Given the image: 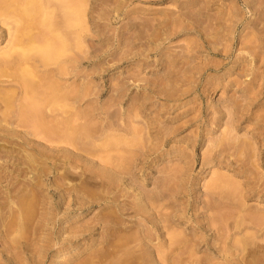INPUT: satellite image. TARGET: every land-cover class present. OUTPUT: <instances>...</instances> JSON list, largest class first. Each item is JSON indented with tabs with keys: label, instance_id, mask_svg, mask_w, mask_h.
<instances>
[{
	"label": "rangeland",
	"instance_id": "374dc122",
	"mask_svg": "<svg viewBox=\"0 0 264 264\" xmlns=\"http://www.w3.org/2000/svg\"><path fill=\"white\" fill-rule=\"evenodd\" d=\"M0 9V264H264V0Z\"/></svg>",
	"mask_w": 264,
	"mask_h": 264
},
{
	"label": "bare ground",
	"instance_id": "6f19581e",
	"mask_svg": "<svg viewBox=\"0 0 264 264\" xmlns=\"http://www.w3.org/2000/svg\"><path fill=\"white\" fill-rule=\"evenodd\" d=\"M3 1H4V0H0V2H1L2 4H3ZM4 4H5V3H4ZM28 6H29V5H28ZM30 6H31V3H30ZM33 6H35V5H33ZM3 7H4V5H3ZM5 7L7 8V7H9V6H5ZM9 8H10V7H9ZM31 8H32V6H31ZM31 8H29L28 10H30ZM34 8H35V7H34ZM82 8H83V7H82ZM3 9L6 10L5 12H7V9H5V8H3ZM3 9H0V10L2 11ZM26 9H27V8H26ZM80 9H81V8H80ZM4 10H3V11H4ZM8 10H9V9H8ZM17 10H18V9H17ZM19 10H20V9H19ZM22 10H23V9H22ZM76 10H78V9H76ZM3 11H2V13H3ZM20 11H21V10H20ZM26 11H27V10H26ZM26 11H25V12H26ZM32 11H34V10H31V12L29 11V13L26 12L25 15L23 14V12H24V11H23V12H22L23 15L21 14L23 17L26 16V15L28 16V20H29V21H26V23H25V20L27 19V18H26L27 16L24 17V20H23L22 18H21V19H22V20L24 21V23H25V25H24L25 28H28V29L30 28V30H31V27H32V25H33L32 22L35 21V19H36V18L34 19L33 16H31V15H34ZM5 12H4V14H6ZM72 12H73L74 15H75V12H76V11H73V10H72ZM77 12H78V11H77ZM30 13H31V14H30ZM0 14H1V12H0ZM77 14H78V13H77ZM29 15H30V17H32V18H30ZM78 15H79V14H78ZM3 16H4V15H3ZM5 16H6V15H5ZM71 16H72V15H71ZM81 16H82V15H80V17H81ZM6 17H7V16H6ZM7 18H8V17H7ZM29 18H30V19H29ZM47 18H48V17H47ZM82 18H83V17H82ZM82 18H81V19H82ZM4 19H5V17H4ZM31 19H34V20H33V21H30ZM48 19H49V18H48ZM48 19H47V22L49 23V22H50V21H49L50 19H49V20H48ZM67 19H68V18H67ZM81 19H80V22H81ZM75 20H76V18H75ZM78 20H79V19H78ZM78 20H77V21H78ZM168 20H169V19H168ZM2 21H4V20H2ZM19 21H21V20H19ZM44 21H45V19L43 20V22H44ZM70 21H71V20H70ZM4 22H6V21H4ZM72 22H73V21H72ZM19 23H20V22H19ZM45 23H46V22H45ZM48 23H47V24H48ZM81 23H83V22H81ZM43 24H44V23H43ZM72 24L74 25V23H72ZM19 26H20V24H19ZM19 26H18V27H19ZM30 26H31V27H30ZM165 26H166V25H165ZM22 27H23V26H22ZM25 28H24V31H26L25 33H24V31H20V32H23L22 34H24V36H21V37H20V40H18V39H19V38H18L19 35H18V37H17V38H18V39H17V42H19V43H20L22 37H23V39H24V37H25V39H26V37H27V39H28V38H30V39L33 38V37H32V38L30 37V36H33V33H32V35H30V34H31L30 30H29V33H28V32H27L28 29L25 30ZM33 28H35V27H33ZM22 29H23V28H22ZM19 30H20V28H19ZM52 33H55V31H54V32L52 31ZM52 33H51V35H52ZM58 33H59V32H58ZM63 33H64V32H63ZM25 34H26V35H25ZM20 35H21V33H20ZM27 35H28V36H27ZM51 35H50V36H51ZM58 35L60 36L61 34H57V36H58ZM65 35H67V34L65 33ZM48 36H49V34H48ZM57 36H56V37H57ZM59 36H58V38H59ZM61 36L65 37L64 35H61ZM67 36H68V35H67ZM52 37H53V36H52ZM56 37H55V38H56ZM63 37H61V38H63ZM49 38H50V37H49ZM61 38H59V40H57L55 43L58 44V41H61V40H62ZM67 38H68V37H67ZM45 39H46V37L44 38V40H45ZM47 39H48V38H47ZM51 39H52V38H51ZM60 39H61V40H60ZM48 40H49V39H48ZM28 41H29V40H28ZM31 41H33V40H30V42H31ZM46 41H47V40H46ZM49 41H50V40H49ZM49 41L45 42V43H44L45 45H44V44H40V46H41V45H44V46H45V48H43V51H44V54H43V57H44V58H43V59L45 60V57H46V62L48 61V58H47V57H48L49 54L52 55V54L54 53L53 55H54L55 57L58 56V55H61V54H58V53H60V51H59L58 49H59V47L61 48V47L63 46V45L60 44V42H59V45H62V46H59V47L57 46V48H58L57 50H58V51L56 52V50H55L56 47H54V44H55V43H53L55 40H51V41H50L51 43H53L52 45H51V43H49ZM63 41H65V39H64ZM25 42H26V41H25ZM46 43H47V44H46ZM63 43H64V42H63ZM14 44H15V43H14ZM22 44H24L25 46H26V45H27V46L29 45L28 43H24V42H23ZM56 44H55V45H56ZM66 44H68V42H67ZM19 45H20V44H19ZM24 45H23V46H24ZM46 45H48V46H49V45L53 46L55 52L53 51V49H52L51 46H49V47L47 46V47H48V48H47ZM64 45H65V44H64ZM13 46H15V45H13ZM20 46H21V45H20ZM65 47H67V46L65 45V46L63 47L62 51L67 49V48H65ZM13 48H14V47H13ZM18 48H19V47H18ZM20 48H22V47H20ZM24 48H25V47H24ZM28 48H29V52H26L27 50H24V51L21 50V51H23V52H21V53H20V50H15V51H17V52H18L19 54H21V55H22V54L25 55V54H28V53L33 54L34 52H33V49H32V48H34V47H28ZM38 48H39V47H38ZM46 48H47V49L50 48L48 52L46 51ZM213 48H214V47H213ZM22 49H23V48H22ZM31 49H32V51H31ZM215 49H216V47H215ZM36 50H37V49H36ZM36 50H35V52H37ZM50 50H51V51H50ZM45 51H46L47 53H46ZM214 51H215V50H214ZM221 51H222V50H221ZM7 52H8V51H7ZM32 52H33V53H32ZM38 52H39V53H40V52L42 53L41 49L38 50ZM50 52H51V53H50ZM65 52H66V51H65ZM4 53H6V52H4ZM45 53H46V56H45ZM47 54H48V55H47ZM55 54H56V55H55ZM63 54H64V52H63ZM3 55H4V54H3ZM53 55H52V56H53ZM218 55H219V54H218ZM14 56H15V55L12 56V53L9 52V53H7L4 57H2V58H3V61H1V62L3 63V62H4V58H5L6 61H9V63H8V62H7V63L10 64V66H12L10 61L13 60V59L10 60V57H11V58H15V59H17V57H14ZM31 56H32V55H31ZM52 56L49 55V59H50V60H51ZM54 56H53L52 60L54 59ZM25 57H26V55H25ZM25 57H24V58H25ZM27 57L29 58L30 56H27ZM27 57H26V58H27ZM59 57H60V56H59ZM0 58H1V57H0ZM7 58H8V59H7ZM28 58H27V60H29ZM57 59H58V58H57ZM17 60H18V59H17ZM20 60H21V61H23V60L27 61L26 59H23V60L20 59ZM13 61H14V60H13ZM13 61H12V62H13ZM14 62H15V61H14ZM43 62H44V61H43ZM262 62H263V61H262ZM2 63H1L0 66H2ZM5 63H6V62H4L3 65H5L6 67H8V66H7L8 64H5ZM18 63H19V64H18ZM48 63H49V62H48ZM263 63H264V62H263ZM20 64H22V62H17V67H18ZM50 64H54V63H50ZM14 65H15V63L13 64V66H14ZM22 65H23V64H22ZM26 65H27V64H26ZM45 65H46V64H45ZM20 66H21V65H20ZM27 66H28V65H27ZM49 66H50V65H48V67H49ZM208 66H209V65H207L206 68H207ZM217 66H218V65H216V67H217ZM219 66H220V65H219ZM15 67H16V65H15ZM15 67H14V68H15ZM17 67H16V68H17ZM21 67H22V66H21ZM24 67H25V66H24ZM44 67H45V66H44ZM56 67H57V66H56ZM214 67H215V66H214ZM8 68H12V67H8ZM18 68H19V67H18ZM18 68H17V69H18ZM22 68H23V67H22ZM46 68H47V66H46ZM57 68H59V67H57ZM61 68H62V67H61ZM204 68H205V67H204ZM204 68H203V69H204ZM217 68H218V67H217ZM219 68H221V67H219ZM222 68H223V67H222ZM253 68H254V67H253ZM19 69H20V68H19ZM25 69H26V68H25ZM25 69H23V70H25ZM59 70H60V69H59ZM191 70H192V69H191ZM200 70H201V69H200ZM200 70H199V71H200ZM208 70H209V69H208ZM249 70H250V69H249ZM33 71H34V70H33ZM54 71H55V70H54ZM187 71H188V70H187ZM213 71H214V70H213ZM215 71H218V70L216 69ZM25 72H26V71H25ZM61 72H62V71H61ZM64 72H65V71H64ZM199 73H200V72H199ZM199 73H198V74H199ZM26 74L29 75L30 73H26ZM60 74H61V73H60ZM19 75H20V73H19ZM21 75H22V73H21ZM28 75H27V76H28ZM30 75H31V74H30ZM30 75H29V76H30ZM62 75H63V74H62ZM259 75H261V74H259ZM262 75H263V74H262ZM7 76H8V75H7ZM23 76H24V75H23ZM0 77H1V76H0ZM10 77H11V76H10ZM12 77H14V76H12ZM255 77H257V76L255 75ZM7 78H8V77H7ZM20 78H21V77H20ZM26 78H27V77H26ZM30 78H31V77H30ZM200 78H201V77H200ZM23 79H25V78H23ZM23 79H22V80H23ZM260 79H261V76H260ZM29 80H30V79H29ZM8 81H10V80H8ZM11 81H12V80H11ZM26 81H28V80L26 79L25 82H26ZM13 82H14V81H13ZM25 82H23V83H25ZM30 82H31V81H29V83H30ZM32 82H33V81H32ZM32 82H31V83H32ZM11 83H12V82H11ZM26 84H27V83H26ZM34 84H35V82H34ZM21 85H25V84H22V83H21ZM27 85H28V84H27ZM32 85H33V84H32ZM25 86H26V85H25ZM29 86H31V84H30ZM33 86H34V85H33ZM33 86H32V87H33ZM18 87H19V86H18ZM52 88H53V86H52ZM55 88L57 89V86H56ZM55 88L51 89V91H53ZM19 89H20V88H19ZM46 90H47V89H45V92H46ZM48 90H49V89H48ZM47 92H48V91H47ZM47 92H46V93H47ZM59 92L61 93L60 97L63 98L62 95H63L65 92H64V91H59ZM59 92L56 91L55 93H58V94H55V95L58 96V95H59ZM63 92H64V93H63ZM49 93H50V92H49ZM49 93H47V94H49ZM1 95H2V94H0V97H1ZM49 95L51 96V98H52V96H55V95H51V94H49ZM8 96H9V95H8ZM50 96H49V97H50ZM9 97H11V96H9ZM9 97H8V99H11V98H9ZM55 97H56V96H55ZM58 97H59V96H58ZM58 97H57V98H58ZM60 97H59V98H60ZM13 98H14V97L12 96V100L16 99V98H14V99H13ZM57 98H56V100H57ZM59 98H58V101H59ZM65 98H67V95H66ZM1 99H3V98L1 97ZM1 99H0V100H1ZM8 99H5V100H8ZM34 99H35V98H34ZM36 99H37V98H36ZM39 99H40V97H39ZM41 99H42V98H41ZM53 99H54V98H53ZM3 100H4V99H3ZM63 100H64V99H63ZM9 101H11V100H9ZM14 101H15V100H14ZM33 102H36V101L33 100ZM48 102H50V103H47V102H46V103H47V104H46L47 107H49L48 104H51V103L53 104V102L56 103L57 101H55V99H54L53 102H52L51 100L48 101ZM59 102H60V101H59ZM42 103H43V102H42ZM42 103H41V104H42ZM60 103H61V102H60ZM0 104H1V103H0ZM5 104H6V103H5ZM43 104H44V103H43ZM8 105H9V104H8ZM10 105H12V104H10ZM44 105H45V104H44ZM46 105H45V106H46ZM0 106H2V105H0ZM6 106H7V104H6ZM51 106H52V105H51ZM51 106H50V107H51ZM55 106H56V104H55ZM57 106H58V104H57ZM9 107H10V106H9ZM50 107H49V109H50ZM52 107H53V106H52ZM0 108H1V107H0ZM51 109H52V108H51ZM51 109H50V110H51ZM54 109H55V108H54ZM53 111H56V110H53ZM1 114H2V113H1ZM4 114H5V113H4ZM5 115H6V114H5ZM122 163H123V162H122ZM124 164H125V163H124ZM109 167H110V166H109ZM120 167H121V166H120ZM122 167H123V166H122ZM125 168H126V167H125ZM93 178H94V177H93ZM95 178H96V177H95ZM95 178H94V179H95ZM97 179H99V177H98ZM116 183H117V182H116ZM115 185H116V184H115ZM111 186H112V185H111ZM166 228H167V227H166ZM129 229H130V228H129ZM167 229H169V227H168ZM167 232H168V231H167ZM144 233H145V232H144ZM169 233H170V232H169ZM167 234H168V233H167ZM149 235H150V234H149ZM162 235H163V234H162ZM169 235H171V237H172L173 235H175V233L173 232V235H172V234H169ZM146 237L148 238V236H146ZM150 237H151V236H150ZM173 237H174V236H173ZM175 237H176V236H175ZM144 238H145V237H144ZM147 238H146V239H147ZM148 239H150V238H148ZM147 241H148V240H147ZM140 245H141V244H140ZM162 258H163V257H162ZM239 258H240V257H239ZM245 258H246V257H245ZM164 259H165V258H164ZM168 260H169V259H168ZM190 260H191V259H190ZM188 261H189V260H188ZM227 261H228V260H227ZM242 261L244 262L243 258H242ZM228 262H229V261H228ZM238 262H239V261H238ZM240 262H241V261H240ZM141 263H142V261H141L139 264H141ZM159 263H160V262H159ZM165 263H166V262H165ZM168 263H169V262H168ZM168 263H167V264H168ZM171 263H172V262H171ZM173 263H174V262H173ZM177 263H178V262H177ZM184 263H185V262H184ZM178 264H179V263H178Z\"/></svg>",
	"mask_w": 264,
	"mask_h": 264
}]
</instances>
